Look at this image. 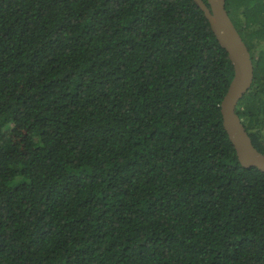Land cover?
Here are the masks:
<instances>
[{
  "label": "trees",
  "instance_id": "16d2710c",
  "mask_svg": "<svg viewBox=\"0 0 264 264\" xmlns=\"http://www.w3.org/2000/svg\"><path fill=\"white\" fill-rule=\"evenodd\" d=\"M225 8L264 153V0ZM232 77L193 0H0V264H264V172L222 127Z\"/></svg>",
  "mask_w": 264,
  "mask_h": 264
},
{
  "label": "water",
  "instance_id": "95a60500",
  "mask_svg": "<svg viewBox=\"0 0 264 264\" xmlns=\"http://www.w3.org/2000/svg\"><path fill=\"white\" fill-rule=\"evenodd\" d=\"M203 12L219 45L233 67V77L220 101L222 127L233 145L242 167L264 172V153L252 144L245 126L235 112L239 100L251 87L254 73L250 53L225 8V0H193Z\"/></svg>",
  "mask_w": 264,
  "mask_h": 264
}]
</instances>
